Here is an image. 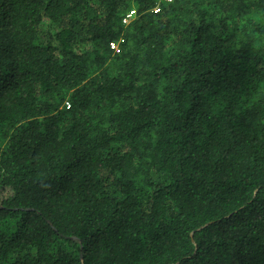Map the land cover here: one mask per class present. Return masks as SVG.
<instances>
[{"label":"trees","instance_id":"1","mask_svg":"<svg viewBox=\"0 0 264 264\" xmlns=\"http://www.w3.org/2000/svg\"><path fill=\"white\" fill-rule=\"evenodd\" d=\"M156 5L0 0V264H264V0Z\"/></svg>","mask_w":264,"mask_h":264},{"label":"built area","instance_id":"2","mask_svg":"<svg viewBox=\"0 0 264 264\" xmlns=\"http://www.w3.org/2000/svg\"><path fill=\"white\" fill-rule=\"evenodd\" d=\"M171 2H173V0H157V5H156V7L153 9V12H154V13H157V12L159 11V6H160L161 4H169V3H171ZM132 15H133V12H132V11L129 12L128 14H126V16L124 17V19L122 20V22H123L124 24L128 23V21L132 18ZM110 49L114 50L115 52H118V50H117V44H113V43H111V44H110Z\"/></svg>","mask_w":264,"mask_h":264}]
</instances>
